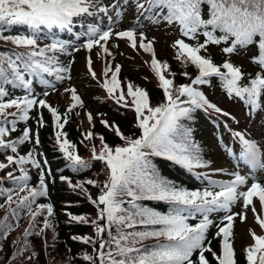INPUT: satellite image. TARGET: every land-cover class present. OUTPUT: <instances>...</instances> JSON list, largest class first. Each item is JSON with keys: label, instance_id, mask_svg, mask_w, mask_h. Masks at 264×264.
I'll return each mask as SVG.
<instances>
[{"label": "trees", "instance_id": "obj_1", "mask_svg": "<svg viewBox=\"0 0 264 264\" xmlns=\"http://www.w3.org/2000/svg\"><path fill=\"white\" fill-rule=\"evenodd\" d=\"M45 1L0 0V102L45 97L6 117L7 104L0 103V264H224L220 217H207L200 204L217 195L220 183L181 163L198 170L221 166L234 136L248 129L256 132L248 142L264 153L258 131L264 129V0H129L123 21L148 2V19L159 26L182 25L180 14L187 28L215 40L208 53L216 69L207 73L190 51L163 36L157 56L165 87L151 60L124 64L120 92L131 102L145 92L142 123L93 77L82 82L83 101L60 93L63 84L54 77L67 71L65 50L76 46L59 42L49 25L61 23L65 31L55 14L65 7ZM81 1L66 4L82 8L71 13L75 27L84 19L99 25ZM197 36L186 38L191 48L204 38ZM231 69L237 74L229 75ZM192 87L207 96L209 111L193 104ZM173 97L180 98L158 124ZM51 109L63 115L56 132ZM240 221L238 214L229 232L233 264H254L260 251L245 234L237 238Z\"/></svg>", "mask_w": 264, "mask_h": 264}, {"label": "rangeland", "instance_id": "obj_2", "mask_svg": "<svg viewBox=\"0 0 264 264\" xmlns=\"http://www.w3.org/2000/svg\"><path fill=\"white\" fill-rule=\"evenodd\" d=\"M104 16L106 17V14ZM162 33H163L162 30L161 31L160 30L159 31L158 30L153 31V36L155 38H157V42H160V38L162 36ZM117 44H120V45H117ZM97 45L101 49L106 50L108 52V54L118 53L119 51L123 50V51H125L123 56L127 57V54L130 51L129 46L127 45L125 39L120 37L117 33L112 34L111 38L108 37V38L102 39ZM159 50H161L160 47H159ZM93 53H97V51L94 50ZM99 65L102 66L101 62L97 63L96 67L98 68ZM77 67L80 69V68H82V65L79 63V64H77ZM246 194L248 195L249 192L246 191ZM257 194H255V195L251 194V197H250L251 199H254L253 200L254 201L253 205H255L256 207H258L261 202H264V198L262 196H260V195H257ZM239 196H244L245 197V194L243 192H239L238 197ZM250 198H248L247 201H249ZM251 212H252V210L248 209V213L250 214ZM247 217H248L249 221H253L254 220V218H252V217H249V216H247ZM239 231L242 232V233H245V235L247 236L248 241L250 240L249 234L246 231V228H245L244 224H241Z\"/></svg>", "mask_w": 264, "mask_h": 264}]
</instances>
